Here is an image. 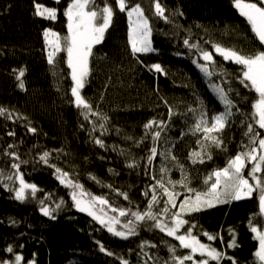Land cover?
I'll list each match as a JSON object with an SVG mask.
<instances>
[{
  "label": "trees",
  "instance_id": "obj_1",
  "mask_svg": "<svg viewBox=\"0 0 264 264\" xmlns=\"http://www.w3.org/2000/svg\"><path fill=\"white\" fill-rule=\"evenodd\" d=\"M70 2L0 0V108L7 110L0 116V261L15 264V256L20 255L19 264H123L124 260L129 264H173L170 246L175 247L176 256H186L190 250L154 227L155 221L136 222L132 213L148 211L153 194L158 199L151 211L162 213L167 197L158 180L168 185L186 176L188 187L207 191L212 181L206 184V178L244 150L242 146L249 143L244 133L247 124L253 123L252 105L258 94L241 83L242 66L224 59L215 46L242 54L264 50V46L255 39L234 0H159L167 20L155 14L156 0H126L128 7L141 6L151 27L153 51L133 54L127 11L119 10L118 0H94L96 10L111 6L113 18L89 57V75L81 96L92 112L85 119V109L74 103L66 51L58 52L49 64L44 44L48 29L59 34L62 46L65 43L68 29L63 12ZM35 4L56 8L57 18L35 15ZM192 44L198 47H190ZM201 51L211 52L214 63L204 61ZM153 64L164 71L152 69ZM200 64H208L213 75L208 76ZM20 70L24 71L20 78L23 89L17 79ZM213 85L223 88L233 102L225 128L213 133L223 141L220 148L194 130L202 119L211 126L213 117L225 111ZM22 111L27 115H20ZM150 120L157 122L152 131L161 133L155 141L144 127ZM254 127L264 136V129ZM97 138L103 147L95 143ZM35 141L51 151L55 162L38 160L37 152H44L34 149ZM202 144L211 159L193 163L192 153L201 151ZM154 146L157 154L149 161ZM12 152L16 156L9 155ZM15 163L20 164L19 169L12 167ZM57 169L80 187L61 183ZM21 176L38 189L34 196L26 189L23 201L16 199ZM174 190L179 194L177 205L192 195L178 183ZM73 192L84 201L107 200L108 205L93 203L91 211L116 217L117 231H126L124 225L132 220L137 234L125 239L109 232L94 216L75 206ZM41 207L49 208L52 215L46 216ZM112 209H123L128 215L120 216ZM178 210L158 218L171 226V212ZM258 213V192H253L250 198L185 214L183 219L189 224L178 234L195 224L192 234L201 243L226 253L219 262L196 253L185 264L201 259H208V264H261L255 255L259 242L251 231L253 226L264 231V214ZM204 233L217 239L209 240ZM233 240L236 246L229 247ZM9 247L12 252L7 251Z\"/></svg>",
  "mask_w": 264,
  "mask_h": 264
},
{
  "label": "snow or ice",
  "instance_id": "obj_2",
  "mask_svg": "<svg viewBox=\"0 0 264 264\" xmlns=\"http://www.w3.org/2000/svg\"><path fill=\"white\" fill-rule=\"evenodd\" d=\"M90 5H93L92 10H88ZM234 5L239 10L240 14L246 18L255 39L264 46V6H262L264 5V0H256V2L234 0ZM34 6L35 15L50 20H55L57 18L56 8L45 7L42 4H35ZM118 7L121 12L127 11V15L131 22L130 42L133 54L153 51L150 39L151 27L141 6L135 4L132 7H128L126 0H118ZM164 13L165 9L161 6L159 0H156L155 14L167 20L168 17L165 16ZM63 14L67 17L68 29V35L64 37L65 43L63 46L61 45L58 33H54L50 29L45 30L44 32L46 40L50 35L55 37L54 40H47L50 48L47 59L49 64H53L56 54L60 51H66L67 64L71 69V77L74 81V86L71 89L72 94L75 97L74 103L78 108L85 109L84 116L85 119H88L92 112V106L81 96V89L84 88L87 76L89 75V57L92 55V48L94 45L103 41L104 34L112 23L113 8L106 4L103 8L96 10L94 7V0H71ZM133 16H135L134 21L132 20ZM184 43L188 45L189 42L188 40H185ZM189 46L193 48L198 47L197 44ZM215 51L220 53L224 59L232 60L236 64L242 66L241 83L244 87L254 90L255 93L258 94V98L252 105L254 109L252 113L253 123L247 124V131L244 133V135L248 137L249 143L243 145L242 147L244 150L230 158L225 167L214 170L206 178V184L209 181H212L207 188V191L197 192L188 187L186 176H182L180 181H169L168 185H165L162 180H158L156 183L167 197L165 202L166 206L162 210V213L154 214L151 211L152 204L156 203L158 199L154 194L149 203L148 211L143 213H132L136 222L144 221L146 218L155 221L154 227L166 232L168 236L175 237V239L180 242V247L190 250L188 255L181 257L176 256L175 247L170 246L169 250L173 253L171 258L173 264H185L186 261H193L196 253H200L201 256H207L217 262L223 260L226 256V253L217 251L215 248L201 243L198 237L192 234V229L196 227L195 224H190L184 234H178L179 230L183 228L184 225L189 224L188 220L183 219L185 214L198 212L205 208H211L218 203H228L232 200L250 198L253 195V192H258L260 209V213L258 214H264V136H262L261 132L254 127L255 124L259 126V129H264V50L257 49L251 53L242 54L241 51L222 48L220 45H216ZM201 55L204 61L214 63L213 54L211 52L201 51ZM199 67L208 76L213 75V73L209 71L208 64H200ZM151 68L158 72L164 71L159 64H153L151 65ZM23 76L24 71L20 70L17 79L20 80L19 87L22 89L24 88V83L20 78ZM213 88L219 94L220 100L226 106L225 111L213 117L211 126H208V122L202 119L195 125L194 130L197 132H203L204 141L220 148L223 145V141L219 139L218 135H213V133H219L225 128L228 118L232 115L231 108L233 102L228 98L227 93H225L223 88L219 85H213ZM6 113V109L0 108V116L5 115ZM96 115H99V113H96ZM162 123L163 122L161 121L160 124ZM154 125H157V122L155 120H150L144 127L146 130L152 132L153 140L155 141L160 137L161 133L159 130L152 131ZM101 128H103V125H101ZM29 131L35 133L36 129L30 128ZM93 131H95V127H93ZM9 135H14V133H9ZM95 143L101 147L104 146L103 141L99 138L95 140ZM9 147L13 146L9 145ZM204 147L205 145L202 144L201 151L192 153L191 158L193 163H203L205 157L211 159V153H205ZM150 153L149 161H151L157 154L155 146L150 149ZM9 155L16 156V153L12 152L9 153ZM48 156L49 153L45 152L40 159L43 160L44 163H47ZM16 158L19 159L18 156ZM172 159H175V157H172ZM23 163H26V161ZM249 165L250 169L248 176L245 177L244 171L246 168H249ZM130 166H134V164ZM12 167L19 169L20 164L15 163ZM56 171L61 173L60 169H57ZM162 171L165 170L162 169ZM67 176V173L60 174L59 178L61 183H66L73 188L80 187L75 185L72 180L67 179ZM250 180L254 183H250ZM177 183L183 185L188 193H192L191 196H185L184 200L181 201L179 205L176 203L179 194L174 190ZM169 185L172 190H170ZM26 189L31 190L30 194L32 196H34L38 190L36 185L25 183L21 176L20 187L16 190V199L21 201L25 200ZM152 191L153 193L156 191L155 185H153ZM122 195L127 199L126 194ZM145 195H148V193L146 192ZM72 199L75 201V206L80 211L88 212L90 215L94 216V218L104 225L109 232L114 233L116 236L127 239L128 237L137 234L134 221L129 220L124 225L126 231H117L115 225L119 223V220L116 217L105 218L104 216L97 215L95 212L91 211L93 203L98 201L101 205H108L107 200L96 197L91 202L84 201L77 198L75 192L72 193ZM109 207L111 206L109 205ZM177 207L179 208L178 211L171 212V226L169 223L158 218L159 215L167 216L171 209H176ZM57 208H59V205H57ZM40 211L46 216L52 215V211L47 207H41ZM112 211H118L120 216L128 215V212L123 209H112ZM251 231L256 234L254 238L258 239L259 242V248L255 255L261 261V264H264V231H260L256 227H251ZM204 235L208 236L209 240L217 239V236H212L208 233H204ZM143 246L144 245H141V247ZM235 246L233 240L229 247ZM101 250H104L102 246ZM7 251L12 252L13 249L9 247ZM108 254L111 255V253ZM22 259V256L16 255L15 264H19ZM0 264H12V262L0 261ZM32 264H34V262H32ZM123 264H129V262L124 260ZM164 264H169V262L165 261ZM195 264H208V259H201L200 261L195 262Z\"/></svg>",
  "mask_w": 264,
  "mask_h": 264
},
{
  "label": "bare ground",
  "instance_id": "obj_3",
  "mask_svg": "<svg viewBox=\"0 0 264 264\" xmlns=\"http://www.w3.org/2000/svg\"><path fill=\"white\" fill-rule=\"evenodd\" d=\"M44 44H45V49H47V46H46V44H47V42H46V38H45V40H44ZM46 55L48 56V52H47ZM19 113H20V112H18V115H19ZM22 114L25 115V113H24L23 111L20 113V115H22ZM26 115H27V113H26ZM26 115H25V116H26ZM29 129H30V128H29ZM29 132H31V131H29ZM31 133H33V132H31ZM33 145H34V149H35V150L41 149L44 153H45V152L49 153L48 158H50V160H52L53 162H55L54 159H53L54 156L51 154V151H50V150L44 148V146H40L38 141H35ZM44 153L39 152V151L37 152V158H38L39 161H41L40 157H42Z\"/></svg>",
  "mask_w": 264,
  "mask_h": 264
},
{
  "label": "rangeland",
  "instance_id": "obj_4",
  "mask_svg": "<svg viewBox=\"0 0 264 264\" xmlns=\"http://www.w3.org/2000/svg\"><path fill=\"white\" fill-rule=\"evenodd\" d=\"M145 15V14H144ZM127 18H128V25H129V31H128V36H129V43H130V47H131V42H130V30H131V22H130V20H129V17H128V15H127ZM132 20L134 21L135 20V16H133V18H132ZM150 25V24H149ZM52 31V30H51ZM53 32V31H52ZM55 39V37H53V36H49L48 38H47V40H54ZM150 39H151V37H150ZM47 40H46V42H47ZM151 47H152V40H151ZM152 49H153V47H152ZM49 50H50V48H49V44L47 43V52H49ZM55 58V57H54ZM249 169H250V166H249ZM248 172H249V170H247L245 173L246 174H248ZM245 175V174H244ZM248 175H245V177H247ZM250 183H254L253 181H251L250 180ZM253 227H256L257 228V226H253ZM258 229V228H257ZM260 230V229H259ZM264 230V229H263Z\"/></svg>",
  "mask_w": 264,
  "mask_h": 264
}]
</instances>
